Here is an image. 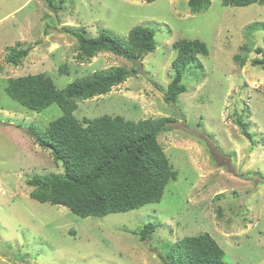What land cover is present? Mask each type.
Segmentation results:
<instances>
[{
	"label": "rangeland",
	"instance_id": "1",
	"mask_svg": "<svg viewBox=\"0 0 264 264\" xmlns=\"http://www.w3.org/2000/svg\"><path fill=\"white\" fill-rule=\"evenodd\" d=\"M52 1L0 0V264L22 258L30 264H163L167 246L205 233L228 264H264V67L253 65L264 55L257 52L264 51V4L211 0L206 11L192 14L189 0ZM137 26L156 31V50L136 77L80 101L75 116L81 122L105 115L135 122L175 118L159 143L178 179L160 203L102 218L33 200V178L64 172L33 131H45L63 111L56 104L41 112L20 105L6 93L8 81L43 74L63 89L96 71L130 68L108 52L80 59L78 40L67 30L91 38L105 30L125 39ZM184 39L203 41L209 55L198 56L203 71H187V92L172 105L164 97L175 76L173 45ZM22 48L29 55L9 63ZM147 223L157 225L156 232L142 242L136 233Z\"/></svg>",
	"mask_w": 264,
	"mask_h": 264
},
{
	"label": "trees",
	"instance_id": "2",
	"mask_svg": "<svg viewBox=\"0 0 264 264\" xmlns=\"http://www.w3.org/2000/svg\"><path fill=\"white\" fill-rule=\"evenodd\" d=\"M52 5L53 1L49 0ZM64 0H62L63 2ZM157 0H147L148 3ZM224 6L247 7L264 4V0H222ZM211 0H189L192 14L206 11ZM264 30V24H259ZM258 26V25H257ZM77 38L80 59H91L108 52L127 60L131 67H114L96 71L59 89L51 77L43 74L12 78L7 95L20 105L41 112L56 104L63 115L52 121L45 131H33L37 144L61 163L60 175L35 177L29 185L30 197L40 203L63 206L82 217L102 218L125 213L162 201L166 187L178 178L159 137L171 130L175 118L128 121L123 117L105 115L83 122L75 116L78 103L108 94L114 87L139 74V65L157 48L156 31L137 26L123 39L109 31L95 38L79 30H67ZM177 56L172 65L175 76L165 94L168 104H176L187 92L183 78L190 68L203 71L198 56H208L209 48L201 40H179L173 45ZM30 49L14 50L7 61L14 65L29 55ZM258 53L264 54L259 48ZM239 60V57H236ZM253 65L264 67L263 59ZM66 71V66L61 72ZM242 133L253 141L241 118L237 119ZM157 225L147 223L139 233L142 242L152 239ZM14 257V256H13ZM14 259V258H13ZM20 264H30L26 258ZM163 264H228L225 252L208 233L185 237L167 246L161 258Z\"/></svg>",
	"mask_w": 264,
	"mask_h": 264
}]
</instances>
